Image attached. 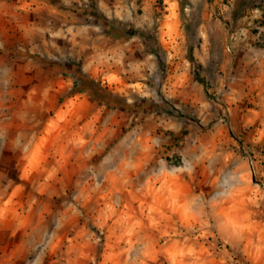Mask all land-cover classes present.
Listing matches in <instances>:
<instances>
[{
  "label": "rangeland",
  "instance_id": "374dc122",
  "mask_svg": "<svg viewBox=\"0 0 264 264\" xmlns=\"http://www.w3.org/2000/svg\"><path fill=\"white\" fill-rule=\"evenodd\" d=\"M0 264H264V0H0Z\"/></svg>",
  "mask_w": 264,
  "mask_h": 264
},
{
  "label": "trees",
  "instance_id": "16d2710c",
  "mask_svg": "<svg viewBox=\"0 0 264 264\" xmlns=\"http://www.w3.org/2000/svg\"><path fill=\"white\" fill-rule=\"evenodd\" d=\"M198 79H199L202 83H207L205 78H201V77H200V74H198Z\"/></svg>",
  "mask_w": 264,
  "mask_h": 264
}]
</instances>
